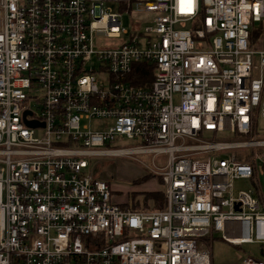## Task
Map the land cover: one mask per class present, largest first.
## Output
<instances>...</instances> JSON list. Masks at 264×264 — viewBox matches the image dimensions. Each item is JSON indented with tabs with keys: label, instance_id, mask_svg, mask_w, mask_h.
Returning a JSON list of instances; mask_svg holds the SVG:
<instances>
[{
	"label": "built area",
	"instance_id": "obj_1",
	"mask_svg": "<svg viewBox=\"0 0 264 264\" xmlns=\"http://www.w3.org/2000/svg\"><path fill=\"white\" fill-rule=\"evenodd\" d=\"M263 23L264 0H0V264H214L216 234L263 248ZM103 157L160 178L164 208L116 203Z\"/></svg>",
	"mask_w": 264,
	"mask_h": 264
},
{
	"label": "rangeland",
	"instance_id": "obj_2",
	"mask_svg": "<svg viewBox=\"0 0 264 264\" xmlns=\"http://www.w3.org/2000/svg\"><path fill=\"white\" fill-rule=\"evenodd\" d=\"M117 12V8H114ZM147 16L143 11V6L134 7L129 14H123L121 18L123 28L132 31L134 26L140 25L145 27L144 19ZM262 28L261 35L257 32L253 33V42L258 49L264 50V23L258 25L256 29ZM114 42L102 39V45H110ZM99 122L92 124L93 128H97ZM259 138L264 139V118L259 117L258 124ZM226 139L229 134L222 135ZM129 140H118L115 147L129 146ZM140 159L150 164L148 157H140ZM94 174L97 178L107 182L113 191L115 202L132 211H151L162 209L165 206V198L163 193L162 181L158 177H154L142 164L124 157H103L94 158L92 165ZM90 167V168H91ZM251 184L247 180H239L235 182V190H249ZM163 202V204H161ZM221 234H216L212 241L211 251L214 264H242L248 254H254L256 257L264 260V247L258 245H244L242 247H234L225 243L221 239Z\"/></svg>",
	"mask_w": 264,
	"mask_h": 264
},
{
	"label": "trees",
	"instance_id": "obj_3",
	"mask_svg": "<svg viewBox=\"0 0 264 264\" xmlns=\"http://www.w3.org/2000/svg\"><path fill=\"white\" fill-rule=\"evenodd\" d=\"M261 30H262L261 27L259 29H255L254 33L257 32L259 35H261ZM144 81H145V79H139L137 81H133V83L138 84V85H143ZM161 204H163V202ZM261 251H263L262 248H261ZM256 258H258V257H256ZM258 259H260V258H258Z\"/></svg>",
	"mask_w": 264,
	"mask_h": 264
},
{
	"label": "water",
	"instance_id": "obj_4",
	"mask_svg": "<svg viewBox=\"0 0 264 264\" xmlns=\"http://www.w3.org/2000/svg\"><path fill=\"white\" fill-rule=\"evenodd\" d=\"M30 126H35L36 124L35 123H28Z\"/></svg>",
	"mask_w": 264,
	"mask_h": 264
}]
</instances>
